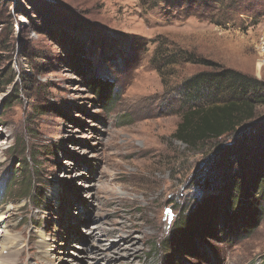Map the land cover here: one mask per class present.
I'll list each match as a JSON object with an SVG mask.
<instances>
[{
  "label": "rangeland",
  "instance_id": "obj_1",
  "mask_svg": "<svg viewBox=\"0 0 264 264\" xmlns=\"http://www.w3.org/2000/svg\"><path fill=\"white\" fill-rule=\"evenodd\" d=\"M262 41L264 0H0V235L17 240L13 263L46 264L43 236L51 264H165L160 244L199 208V232L168 264H262L264 200L231 243L220 231L236 210L216 214L192 190L214 143L172 137L185 84L218 71L202 63L264 83Z\"/></svg>",
  "mask_w": 264,
  "mask_h": 264
},
{
  "label": "trees",
  "instance_id": "obj_2",
  "mask_svg": "<svg viewBox=\"0 0 264 264\" xmlns=\"http://www.w3.org/2000/svg\"><path fill=\"white\" fill-rule=\"evenodd\" d=\"M72 49L77 53L76 42L72 43ZM202 64L218 68V71L197 76L185 84V95L193 97L186 102L172 137L190 151L198 152L214 143V152L207 160L204 171L192 180V190H195L196 198L210 194L207 203L212 202L216 206L213 209L216 214L218 209L225 216L236 210L232 219L234 224L224 221L220 231L233 243L247 237L257 226L259 203L264 200V127L257 124L259 118L256 114V107L264 106V83L215 67L217 65L213 63ZM95 90L92 91L99 97L107 91ZM34 173L37 174L36 171ZM240 195L244 201L234 205ZM246 204L249 207L245 210ZM199 205L204 209L202 203ZM198 210L176 219L169 235L160 244L165 264L169 263L170 254L187 250L182 238H187L188 231H192L190 218ZM194 231L199 232V229L194 228ZM262 260L264 264V256Z\"/></svg>",
  "mask_w": 264,
  "mask_h": 264
},
{
  "label": "bare ground",
  "instance_id": "obj_3",
  "mask_svg": "<svg viewBox=\"0 0 264 264\" xmlns=\"http://www.w3.org/2000/svg\"><path fill=\"white\" fill-rule=\"evenodd\" d=\"M3 214H0V225L2 228L4 227L6 228V226H4V219H6L7 215H3ZM6 223L5 225H7ZM105 235L112 236L108 233H106ZM16 243H17V240H15L14 237L10 235V232L7 229H4L0 235V264H15V262L13 263V261L18 256L17 255L18 252L15 248ZM49 245L50 244L47 242L45 237L42 236L38 247H39V251H41L44 262L46 264H51L53 262V255L51 253V251L53 250H50L51 248L48 249Z\"/></svg>",
  "mask_w": 264,
  "mask_h": 264
},
{
  "label": "built area",
  "instance_id": "obj_4",
  "mask_svg": "<svg viewBox=\"0 0 264 264\" xmlns=\"http://www.w3.org/2000/svg\"><path fill=\"white\" fill-rule=\"evenodd\" d=\"M260 51L262 54L264 53V41H262L260 44Z\"/></svg>",
  "mask_w": 264,
  "mask_h": 264
}]
</instances>
